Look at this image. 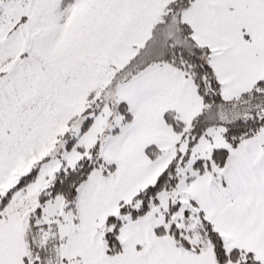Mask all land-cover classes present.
<instances>
[{"label":"snow or ice","instance_id":"snow-or-ice-1","mask_svg":"<svg viewBox=\"0 0 264 264\" xmlns=\"http://www.w3.org/2000/svg\"><path fill=\"white\" fill-rule=\"evenodd\" d=\"M0 264H264V0H0Z\"/></svg>","mask_w":264,"mask_h":264}]
</instances>
